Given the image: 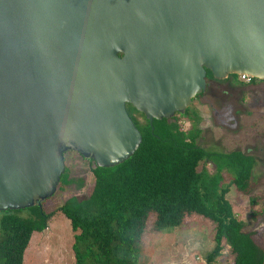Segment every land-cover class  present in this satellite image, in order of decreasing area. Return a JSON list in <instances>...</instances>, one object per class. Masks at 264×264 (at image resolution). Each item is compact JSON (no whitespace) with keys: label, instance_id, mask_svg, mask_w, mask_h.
<instances>
[{"label":"water","instance_id":"obj_1","mask_svg":"<svg viewBox=\"0 0 264 264\" xmlns=\"http://www.w3.org/2000/svg\"><path fill=\"white\" fill-rule=\"evenodd\" d=\"M211 80L264 81V0H0V212L40 206L72 152L127 160Z\"/></svg>","mask_w":264,"mask_h":264},{"label":"trees","instance_id":"obj_2","mask_svg":"<svg viewBox=\"0 0 264 264\" xmlns=\"http://www.w3.org/2000/svg\"><path fill=\"white\" fill-rule=\"evenodd\" d=\"M228 78L237 81L236 76ZM125 110L141 138L136 151L111 168L95 167L89 160L93 183L83 198L67 197L50 211L42 207L44 200L24 209L26 217L18 216L23 210L0 212V264H22L32 234L46 229L57 213L69 222L73 264H137L148 222L150 231L159 232L191 216L212 224L204 264H218L226 257L232 258L231 264H264V250L244 232L225 197L229 187L243 194L249 191L254 159L238 151L220 153L198 146L201 119L192 107L150 125L131 106ZM206 165L212 166V174ZM223 173L225 185L220 184ZM72 182L64 171L54 194L68 191ZM249 203L253 206L254 199ZM254 216L264 222V208Z\"/></svg>","mask_w":264,"mask_h":264},{"label":"rangeland","instance_id":"obj_3","mask_svg":"<svg viewBox=\"0 0 264 264\" xmlns=\"http://www.w3.org/2000/svg\"><path fill=\"white\" fill-rule=\"evenodd\" d=\"M234 80L226 78L217 85L208 82L209 91L192 101L190 108H194L201 119L198 146L220 153L238 151L254 159L249 191L243 194L229 187L225 197L242 221L244 232L251 233L254 243L264 250V222L261 216H254V212L264 208V88L261 85L235 86ZM184 128H187V123ZM63 164L66 175L73 180L72 185L68 191L53 194L41 204L47 211L67 197H85L92 187L89 160L69 153L64 155ZM206 170L209 175L214 171L210 165H206ZM222 176L220 184L225 185L227 177L224 173ZM249 198L254 199L253 206ZM18 216L28 215L23 210ZM148 224L137 264H204L205 254L211 247V223L191 216L178 227L159 232L150 231ZM71 243L69 222L57 213L46 229L32 234L22 264H73ZM217 262L231 264L232 258H220Z\"/></svg>","mask_w":264,"mask_h":264},{"label":"flooded vegetation","instance_id":"obj_4","mask_svg":"<svg viewBox=\"0 0 264 264\" xmlns=\"http://www.w3.org/2000/svg\"><path fill=\"white\" fill-rule=\"evenodd\" d=\"M208 82H213L214 84H218L220 81H213V80H211V79H209V80H205V90L201 93V94H199L198 96H196L195 98H193L192 100H191V102L192 101H196V100H198L199 98H201V97H203L204 96V94L207 92V91H209V86H208ZM238 83H241V82H239V81H234L233 82V84L235 85V86H239V87H244L243 85H241L240 86V84H238ZM246 85H248V86H256V85H261L262 86V88H264V81H259V82H254L253 84H252V82H250L249 84H246ZM212 92V94H214V92L213 91H211ZM191 106V103H190V105H189V107ZM188 107V108H189Z\"/></svg>","mask_w":264,"mask_h":264},{"label":"built area","instance_id":"obj_5","mask_svg":"<svg viewBox=\"0 0 264 264\" xmlns=\"http://www.w3.org/2000/svg\"><path fill=\"white\" fill-rule=\"evenodd\" d=\"M237 77V80L239 82H242L244 84H249L251 79L249 76H246V75H240V76H236Z\"/></svg>","mask_w":264,"mask_h":264}]
</instances>
